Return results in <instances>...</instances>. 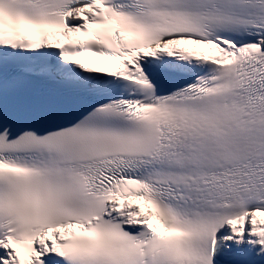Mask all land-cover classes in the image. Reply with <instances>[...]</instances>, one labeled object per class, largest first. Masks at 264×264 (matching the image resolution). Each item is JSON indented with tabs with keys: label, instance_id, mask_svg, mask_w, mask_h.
Listing matches in <instances>:
<instances>
[{
	"label": "snow or ice",
	"instance_id": "6c2138e0",
	"mask_svg": "<svg viewBox=\"0 0 264 264\" xmlns=\"http://www.w3.org/2000/svg\"><path fill=\"white\" fill-rule=\"evenodd\" d=\"M0 264H264V0H0Z\"/></svg>",
	"mask_w": 264,
	"mask_h": 264
}]
</instances>
